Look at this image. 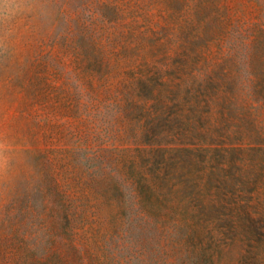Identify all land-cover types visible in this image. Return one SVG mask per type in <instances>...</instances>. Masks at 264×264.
I'll return each mask as SVG.
<instances>
[{
    "label": "rangeland",
    "instance_id": "rangeland-1",
    "mask_svg": "<svg viewBox=\"0 0 264 264\" xmlns=\"http://www.w3.org/2000/svg\"><path fill=\"white\" fill-rule=\"evenodd\" d=\"M0 264H264V0H0Z\"/></svg>",
    "mask_w": 264,
    "mask_h": 264
}]
</instances>
